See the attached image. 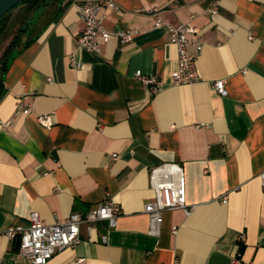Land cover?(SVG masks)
I'll use <instances>...</instances> for the list:
<instances>
[{"label":"crops","instance_id":"crops-1","mask_svg":"<svg viewBox=\"0 0 264 264\" xmlns=\"http://www.w3.org/2000/svg\"><path fill=\"white\" fill-rule=\"evenodd\" d=\"M84 1L65 0L3 76L0 231L26 226L31 212L53 224L108 199L119 208L116 227L81 226L80 242L47 264H231L237 253L236 264H264V0H220L214 16L211 0H93L115 6L103 9L109 30L138 32L99 52L77 48L75 6ZM157 17L197 30L195 83L172 84L177 52L153 28ZM137 70L162 89L149 94L133 79ZM216 80H225L226 97L211 88ZM164 164L182 169L190 211H164L152 236L149 174ZM0 264L32 263L1 236Z\"/></svg>","mask_w":264,"mask_h":264},{"label":"built area","instance_id":"built-area-1","mask_svg":"<svg viewBox=\"0 0 264 264\" xmlns=\"http://www.w3.org/2000/svg\"><path fill=\"white\" fill-rule=\"evenodd\" d=\"M220 0H211V7L208 13L214 16L218 13ZM114 9L112 2L107 1L105 6H101L87 0L75 6L78 19L81 23V33L77 39V48L80 50L99 52L102 44H106L110 39L116 38L120 44H129L133 42L138 32L136 30H109L105 26V15L103 9ZM264 11V2L262 4ZM154 29H163L169 42L176 48L177 65L171 75L172 84L180 86L192 84L197 81V74L194 68L196 59L200 55L203 45L197 37V30L186 24L172 25L164 23L160 18H156ZM193 48L194 53L189 54L188 48ZM71 66L79 68L80 64L72 56L70 58ZM133 79L140 82L149 94L154 95L162 89V82L153 76H146L137 70L133 74ZM211 88L221 97L228 95L225 80H216L212 82ZM23 114L28 113V109H22ZM37 122L49 128L51 123L46 116H38ZM116 159V155H112ZM261 188L264 192V171L259 175ZM150 186L154 192L152 202L145 204L144 213L149 220L148 233L152 236L158 234V228L162 223V214L164 211L179 209L188 214V208L185 198V184L182 169L176 165L164 164L153 168L149 174ZM225 200V197L222 201ZM119 215L118 206L110 200H104L97 204L85 214L77 212L71 213L66 219L56 221L53 224H45L38 213L31 212L28 224L26 226H9L0 231V237L3 236L9 241H18V254L32 264H47L56 252L66 248L74 247L80 242V228L84 226L89 233L93 231L96 224L106 222L109 229L116 227ZM102 242L106 237H101ZM239 245L245 241L244 234L237 238ZM237 253L231 260V264H236ZM176 260L173 264H176ZM77 264H84V259H77Z\"/></svg>","mask_w":264,"mask_h":264},{"label":"trees","instance_id":"trees-1","mask_svg":"<svg viewBox=\"0 0 264 264\" xmlns=\"http://www.w3.org/2000/svg\"><path fill=\"white\" fill-rule=\"evenodd\" d=\"M65 0H24L0 18V99L10 61L59 18ZM6 43V44H5Z\"/></svg>","mask_w":264,"mask_h":264},{"label":"water","instance_id":"water-1","mask_svg":"<svg viewBox=\"0 0 264 264\" xmlns=\"http://www.w3.org/2000/svg\"><path fill=\"white\" fill-rule=\"evenodd\" d=\"M24 0H0V18Z\"/></svg>","mask_w":264,"mask_h":264},{"label":"rangeland","instance_id":"rangeland-1","mask_svg":"<svg viewBox=\"0 0 264 264\" xmlns=\"http://www.w3.org/2000/svg\"><path fill=\"white\" fill-rule=\"evenodd\" d=\"M6 44V43H5ZM1 53H2V49L0 48V56H1Z\"/></svg>","mask_w":264,"mask_h":264}]
</instances>
